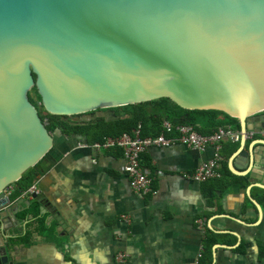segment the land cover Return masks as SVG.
I'll return each mask as SVG.
<instances>
[{
  "label": "water",
  "instance_id": "1",
  "mask_svg": "<svg viewBox=\"0 0 264 264\" xmlns=\"http://www.w3.org/2000/svg\"><path fill=\"white\" fill-rule=\"evenodd\" d=\"M32 88L53 116L160 98L222 112L240 131L228 170L251 177V149L241 148L248 120L264 114V0H0V217L13 208L5 189L52 146ZM251 187L264 190L248 184L247 196Z\"/></svg>",
  "mask_w": 264,
  "mask_h": 264
},
{
  "label": "crops",
  "instance_id": "2",
  "mask_svg": "<svg viewBox=\"0 0 264 264\" xmlns=\"http://www.w3.org/2000/svg\"><path fill=\"white\" fill-rule=\"evenodd\" d=\"M98 112L82 115L81 120L114 118L110 111ZM261 126L264 114L247 122L248 130ZM51 137V148L34 170L37 213L17 218L33 200L21 193L10 200L13 208L8 214L0 217L5 235L0 239V255L6 257V264H117L118 250L128 255L124 264H193L207 231L223 233L210 247L211 264H264V190L251 187L245 194L248 184L264 185V147L256 142L264 139H244L241 148L246 157L251 149L252 178L228 170L227 161L238 141L231 154L222 156L221 176L214 179L223 187L213 192L208 206L201 194L202 183L182 176L211 156L210 146L203 151L180 144L145 150L141 165L152 179L154 193L140 196L130 190L121 172L119 150L77 148L83 139L59 130ZM233 162L239 171L248 167L247 158L238 156ZM240 182L245 187L240 189ZM13 188L7 187L4 195L9 196ZM249 199L261 210L257 223V211ZM122 215L129 224L121 221ZM196 220H203L202 228ZM22 233L28 234L27 242L5 251L4 239ZM215 244L226 247L216 248L212 255Z\"/></svg>",
  "mask_w": 264,
  "mask_h": 264
},
{
  "label": "trees",
  "instance_id": "3",
  "mask_svg": "<svg viewBox=\"0 0 264 264\" xmlns=\"http://www.w3.org/2000/svg\"><path fill=\"white\" fill-rule=\"evenodd\" d=\"M31 91L39 101L34 88H32ZM28 101L32 105L34 104L30 97H28ZM98 111H110L113 113L114 118L112 120H105L102 117H94L89 121L76 119L82 115H93ZM82 115L67 117L44 114V116H41L40 113H38L40 121L43 123L48 134L51 135L56 130H59L63 135H76L87 144L98 142L104 137L128 133L137 124H140L141 136H156L161 132L162 121H168L172 126L189 125L201 135H208L218 127H229L239 130L237 120L226 116L222 112L210 110H184L167 98L116 108L100 109ZM236 144L237 142L222 143L220 146L221 156L227 157L231 154L235 150ZM34 179V169L30 168L26 170L16 182L10 185L14 188L9 194V199L11 201L15 200ZM201 183V194L206 204L209 206L214 198L213 192L222 189L223 184L216 179H208ZM243 187H245V184L240 182L239 188L241 189ZM36 213L37 203L33 198L32 202L17 218L22 220L27 214ZM206 233L207 234H205L202 240V253L198 260V264H211L210 247L216 242L215 237L223 236V233H213L210 231ZM27 237L28 234L22 233L19 234V236L5 238L3 241L4 250L8 251L12 246L18 243H26Z\"/></svg>",
  "mask_w": 264,
  "mask_h": 264
},
{
  "label": "built area",
  "instance_id": "4",
  "mask_svg": "<svg viewBox=\"0 0 264 264\" xmlns=\"http://www.w3.org/2000/svg\"><path fill=\"white\" fill-rule=\"evenodd\" d=\"M140 124H137L128 133H121L117 136H108L92 144L78 143L77 148L90 149L95 152L119 150L122 159L121 172L126 176L130 190L140 196L152 195L151 177L145 172L141 165V155L148 148H165L173 144H180L188 149L203 151L206 147L212 148L211 156L200 163L192 172L183 174V178L192 182L200 183L208 179L219 178L220 164L222 156L220 146L222 143H235L240 138V131L229 127H218L208 135L197 133L189 125L172 126L168 121L161 122V132L156 136H141ZM170 134H174L171 136ZM244 139L258 137L264 139V128L246 130L243 134ZM38 179L22 192V195L31 198L38 193ZM124 224H129L126 215L120 216ZM198 228L203 227V220H196ZM201 249L196 255L193 264H198L201 256ZM128 259L127 253L117 251L114 254V261L117 264H124Z\"/></svg>",
  "mask_w": 264,
  "mask_h": 264
},
{
  "label": "rangeland",
  "instance_id": "5",
  "mask_svg": "<svg viewBox=\"0 0 264 264\" xmlns=\"http://www.w3.org/2000/svg\"><path fill=\"white\" fill-rule=\"evenodd\" d=\"M28 97H30L31 98V100L34 102V104H33V106H35V108H36V110H37V112L38 113H40V115L41 116H44V112H43V110L40 108V105H39V101L35 98V96H34V94L32 93V91L30 90V91H28ZM97 114H99V112H97ZM77 120H81V116L80 117H77L76 118Z\"/></svg>",
  "mask_w": 264,
  "mask_h": 264
}]
</instances>
